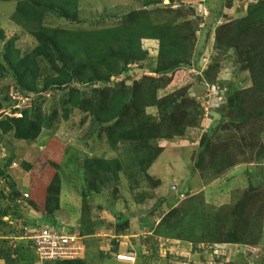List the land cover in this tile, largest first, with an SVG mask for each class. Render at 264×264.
Segmentation results:
<instances>
[{"label":"rangeland","instance_id":"obj_1","mask_svg":"<svg viewBox=\"0 0 264 264\" xmlns=\"http://www.w3.org/2000/svg\"><path fill=\"white\" fill-rule=\"evenodd\" d=\"M23 1L0 0V29L5 34L0 41V122L26 111L43 125L34 142L15 140L12 132L0 129V264L48 263L26 238L43 226L44 216L80 236L85 256L77 264H107L106 257L119 252H132L134 264H165L172 262L170 254L176 253L179 242L207 252L211 264H224V244L231 236L247 261L263 262L264 155L258 154L264 153V86L251 88L249 72L237 68L240 57L222 32L260 0H207L210 14L203 26L195 12L180 11L175 24L190 23L193 48L185 59L189 66L174 69L167 76L172 80L165 78L155 89L158 100L167 98L173 105L164 104L160 114L155 106L144 109L173 134L151 142L152 149L147 143L116 140L117 120L99 122L95 114L105 92H119L122 86L131 92L142 79L159 77L154 74L158 41L141 40L145 58L120 63L107 80H99L105 75L101 71L93 84L76 79L50 89L62 80L69 83L71 72L38 60L36 90L22 91L16 87V65L38 45L11 21L16 3ZM150 1L76 0L77 22L48 12L43 26L65 33L61 38L66 42L68 35L117 29L132 12L153 14L155 25L178 15L160 10L167 0ZM189 1L193 7L201 2ZM9 40L11 45L5 47ZM239 91L242 102L236 109L233 100ZM11 92L13 98L17 93L30 102L16 109ZM186 101L194 107L184 109L181 134L176 136L167 118ZM129 113L127 119L136 110ZM120 123L127 124L125 130L133 129L126 117ZM201 141L207 147L198 156ZM164 156L167 169L157 162ZM99 161H117L120 169L111 167L107 173ZM54 203L57 209L51 213ZM120 216L127 222H120Z\"/></svg>","mask_w":264,"mask_h":264},{"label":"trees","instance_id":"obj_2","mask_svg":"<svg viewBox=\"0 0 264 264\" xmlns=\"http://www.w3.org/2000/svg\"><path fill=\"white\" fill-rule=\"evenodd\" d=\"M145 1L151 5L150 0ZM169 1L173 2L174 0ZM161 3V11L169 14L177 13L178 15L155 25L150 17L153 14L140 11L132 12L123 18V25L117 29L68 35L70 37L66 42L61 38L65 33L59 30H50L43 26V17L45 13L51 12L64 20L72 23L77 22L76 0H26L16 3L11 21L34 37L38 44L16 65L17 68H20L17 72L16 87L22 91L33 92L36 90L34 82L39 74L38 60L59 65L71 72L67 77L70 79L69 83L62 80L56 84V88L50 86V89H59L63 84L74 83L76 79L84 81L87 78L88 82L93 84L100 78L98 75L101 74V71H104L105 75L99 80H107L117 73L120 63L126 64L129 61L142 60L146 57V52L141 49V40H156L159 45V60L154 74L159 77L142 79L139 85L135 86L134 84L131 92H127L123 86L119 92H105L99 100L100 112L95 114V119L99 122L117 120L114 124V126H118L115 129L116 137H118L116 140L122 139L141 144L143 142V144L149 145L148 149H152L151 142L169 139L173 134L166 133V128L162 129L163 124H158L153 117L147 116L144 109L155 106L159 109L160 114V108H163L164 104L168 105L167 107L173 105L171 102L168 103L167 98L158 100L155 89L159 88L162 81H165V78H168L167 76L174 69L189 66L185 59L191 54L193 48L191 43L193 34L189 33L190 23L175 24V22L181 17V10H187L193 14L194 10L185 7L171 10L169 7L162 6ZM222 30L228 47L232 48L240 57L237 68L243 72H249L251 88L259 87L261 89L264 86V0L250 5L244 18L222 27ZM4 39L5 34L0 29V41ZM11 43L12 40L7 41L5 47ZM142 56L143 58H141ZM89 75L92 77L89 78ZM162 78L163 80H161ZM168 79L170 82L172 77L169 76ZM156 83L159 84L154 87ZM241 96L242 92L235 93L233 101L236 109L240 108ZM106 101H110L107 107ZM92 107L93 105H90V108ZM193 107L194 103L186 101L182 105L176 106L175 109L177 108L178 112H174L167 118V121L176 128V136L181 134L180 127L186 117L184 109ZM131 108L136 110V114L133 118L127 119L132 115L129 113ZM125 117L131 122L133 129H124L127 124L120 123V121L124 120ZM159 117L162 122L166 121L161 115ZM42 125L41 121L34 120L25 111L0 122V129L4 133L12 132L15 140L34 142L41 133ZM206 147L207 144L201 141L197 155L201 156ZM158 151L160 153L161 149L158 148ZM158 155L153 159L155 160ZM262 155L264 153L259 152L258 156L261 157ZM99 164L105 167L107 173L112 172L111 167L116 168V170L120 169L117 161H99ZM26 167L30 166L27 165ZM194 167L198 169V161L195 162ZM56 209L57 203H54L49 212L53 213ZM119 221L126 223L127 219L120 216ZM40 224L52 227L59 226L58 222L47 216L43 217ZM225 243L236 244L238 242L235 240V236H231ZM79 261H58L45 264H77Z\"/></svg>","mask_w":264,"mask_h":264},{"label":"built area","instance_id":"obj_3","mask_svg":"<svg viewBox=\"0 0 264 264\" xmlns=\"http://www.w3.org/2000/svg\"><path fill=\"white\" fill-rule=\"evenodd\" d=\"M167 4H162L164 7H169L171 10H177L180 8H191L194 10L197 19L203 22L210 14V10L207 7V0H201L197 3L196 7H193L189 0H174L170 2L167 0ZM10 97L13 98L12 92ZM14 100L17 102L16 109L21 105H25L30 102L29 98L15 94ZM26 238L34 243V250L40 256L42 261L46 262H63V261H78L84 258L85 247L80 242L81 238L76 231H71L62 225L58 227L52 226H40L37 230L26 234ZM115 261L123 264H134L136 257L132 252H120L114 256Z\"/></svg>","mask_w":264,"mask_h":264},{"label":"crops","instance_id":"obj_4","mask_svg":"<svg viewBox=\"0 0 264 264\" xmlns=\"http://www.w3.org/2000/svg\"><path fill=\"white\" fill-rule=\"evenodd\" d=\"M19 155L21 156L20 153H19ZM157 162H160L161 163L160 165H162V167L166 166V169H167V167L169 168V164L166 165L167 161H166L165 156L163 158H160V160H158ZM133 237L134 236H132V235L126 236V238H131V239ZM186 247H187L186 243L179 242L178 243V249L176 250V253L173 251L174 253L170 254V257L173 258L172 262L168 263V261L166 260L165 264H211L210 262L213 261L212 257L210 259V257H209L210 255L207 252L203 251L204 253H200L199 251H193L192 249H190V248L187 249ZM224 247H225V251H226V256L224 258L225 260L223 259L224 264H229V263H232L233 261H236L237 264H264V261L260 263V262H258L259 261L258 259L254 260V261H249V260L247 261L246 258L243 256L245 254L243 253L241 245L225 243ZM121 249H123V248H121ZM174 255H176V256H174ZM106 258H107V260H110L107 262V264H120V263L115 262L114 254L112 256H109ZM112 259L114 260L115 263H111L113 261ZM163 261H164V259H163ZM140 264H142V263L140 262Z\"/></svg>","mask_w":264,"mask_h":264},{"label":"clouds","instance_id":"obj_5","mask_svg":"<svg viewBox=\"0 0 264 264\" xmlns=\"http://www.w3.org/2000/svg\"><path fill=\"white\" fill-rule=\"evenodd\" d=\"M120 253V252H119ZM116 254H114V256H115ZM85 256V255H84ZM82 260V259H81ZM114 260H115V258H114ZM79 261V260H78Z\"/></svg>","mask_w":264,"mask_h":264}]
</instances>
